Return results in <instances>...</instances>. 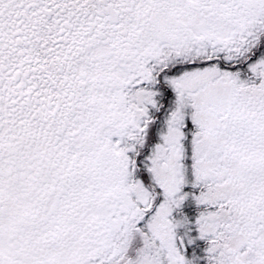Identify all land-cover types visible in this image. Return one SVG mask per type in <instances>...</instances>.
Listing matches in <instances>:
<instances>
[{"label": "snow or ice", "instance_id": "snow-or-ice-1", "mask_svg": "<svg viewBox=\"0 0 264 264\" xmlns=\"http://www.w3.org/2000/svg\"><path fill=\"white\" fill-rule=\"evenodd\" d=\"M0 264H264V0H0Z\"/></svg>", "mask_w": 264, "mask_h": 264}]
</instances>
